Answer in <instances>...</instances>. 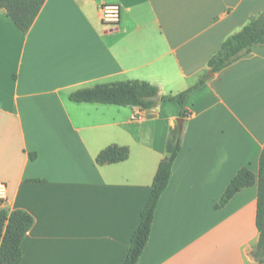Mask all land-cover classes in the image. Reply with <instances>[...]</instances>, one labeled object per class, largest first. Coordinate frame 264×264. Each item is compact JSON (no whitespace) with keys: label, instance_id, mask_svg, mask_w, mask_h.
I'll return each instance as SVG.
<instances>
[{"label":"crops","instance_id":"crops-1","mask_svg":"<svg viewBox=\"0 0 264 264\" xmlns=\"http://www.w3.org/2000/svg\"><path fill=\"white\" fill-rule=\"evenodd\" d=\"M121 22H102L103 5ZM264 0H46L23 33L0 10V210L34 219L21 264H123L179 107L78 104L70 95L143 81L186 99L182 150L138 264H258L257 185L216 205L264 149V47L212 72L222 44ZM129 158L100 166L110 146ZM34 156V158H33Z\"/></svg>","mask_w":264,"mask_h":264},{"label":"trees","instance_id":"trees-1","mask_svg":"<svg viewBox=\"0 0 264 264\" xmlns=\"http://www.w3.org/2000/svg\"><path fill=\"white\" fill-rule=\"evenodd\" d=\"M45 2L46 0H0V10L6 12L21 32L27 33ZM261 47H264V12L253 17L240 32L227 39L217 55L209 61L208 66L213 73H218L244 55ZM207 80L208 76L204 75L196 85L186 91L176 95H162L161 102L176 103L180 110L179 119L185 123L191 115L185 108L187 97L203 86ZM158 94H160L159 88L147 82H114L77 90L70 95V101L78 104H104L148 110L157 104L147 102L144 98ZM183 139L184 125L182 130L177 126L169 137L167 156L159 164L149 200L141 211L139 225L132 234L123 264H138L148 245L155 213L161 196L169 186L173 166L182 150ZM129 154L128 147L110 146L97 156L96 163L100 166L121 163L129 158ZM255 185L258 187L257 228L260 233L257 249L262 252L264 250V149L258 174L249 168H242L227 187L216 208H224L237 193ZM33 224V217L25 211L0 210V264H21L24 254L22 243ZM253 256L258 257L255 253Z\"/></svg>","mask_w":264,"mask_h":264},{"label":"built area","instance_id":"built-area-1","mask_svg":"<svg viewBox=\"0 0 264 264\" xmlns=\"http://www.w3.org/2000/svg\"><path fill=\"white\" fill-rule=\"evenodd\" d=\"M102 22L105 26L115 28L121 22V7L117 4L103 5L101 9ZM7 200V186L0 183V205Z\"/></svg>","mask_w":264,"mask_h":264},{"label":"water","instance_id":"water-1","mask_svg":"<svg viewBox=\"0 0 264 264\" xmlns=\"http://www.w3.org/2000/svg\"><path fill=\"white\" fill-rule=\"evenodd\" d=\"M213 74H214L213 72H210V73H209L210 76H213ZM144 100L147 101V102H152V103L158 104V103L161 102V95L158 94V95H156V96L145 97ZM183 125H184V121H183L182 119H179V120L177 121V126H178V128H179L180 130L183 129Z\"/></svg>","mask_w":264,"mask_h":264},{"label":"rangeland","instance_id":"rangeland-1","mask_svg":"<svg viewBox=\"0 0 264 264\" xmlns=\"http://www.w3.org/2000/svg\"><path fill=\"white\" fill-rule=\"evenodd\" d=\"M258 174V173H257ZM258 255L257 258H255L256 262L258 264H264V250L261 252L260 250L257 249V247L253 250L252 254ZM254 257V256H253Z\"/></svg>","mask_w":264,"mask_h":264}]
</instances>
